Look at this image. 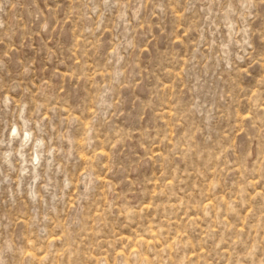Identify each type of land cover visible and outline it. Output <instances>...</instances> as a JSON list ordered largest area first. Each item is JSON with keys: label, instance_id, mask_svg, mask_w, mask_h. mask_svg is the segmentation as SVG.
I'll return each mask as SVG.
<instances>
[{"label": "rangeland", "instance_id": "374dc122", "mask_svg": "<svg viewBox=\"0 0 264 264\" xmlns=\"http://www.w3.org/2000/svg\"><path fill=\"white\" fill-rule=\"evenodd\" d=\"M0 264H264V0H0Z\"/></svg>", "mask_w": 264, "mask_h": 264}, {"label": "bare ground", "instance_id": "6f19581e", "mask_svg": "<svg viewBox=\"0 0 264 264\" xmlns=\"http://www.w3.org/2000/svg\"><path fill=\"white\" fill-rule=\"evenodd\" d=\"M28 137V136H27Z\"/></svg>", "mask_w": 264, "mask_h": 264}]
</instances>
